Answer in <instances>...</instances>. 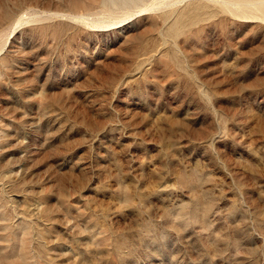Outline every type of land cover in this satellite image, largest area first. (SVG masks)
Wrapping results in <instances>:
<instances>
[{
    "label": "rangeland",
    "instance_id": "rangeland-1",
    "mask_svg": "<svg viewBox=\"0 0 264 264\" xmlns=\"http://www.w3.org/2000/svg\"><path fill=\"white\" fill-rule=\"evenodd\" d=\"M0 264H264V0H0Z\"/></svg>",
    "mask_w": 264,
    "mask_h": 264
}]
</instances>
